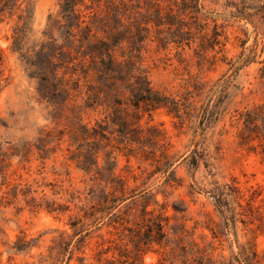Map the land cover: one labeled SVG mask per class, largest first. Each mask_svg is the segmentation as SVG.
<instances>
[{"label":"trees","instance_id":"1","mask_svg":"<svg viewBox=\"0 0 264 264\" xmlns=\"http://www.w3.org/2000/svg\"><path fill=\"white\" fill-rule=\"evenodd\" d=\"M201 2L58 0L57 10L47 15L44 39L23 50L22 41L33 17V0H0V23L13 22L11 50L18 54L23 70L35 82L36 98L45 105L47 118L54 124L40 129L31 146L42 160L65 144L66 160L87 176L83 190L46 184L53 194L65 196L73 206V215L68 218L71 234L62 232L54 237L39 264H142L141 255L155 245L161 249L170 246L166 258L180 257L182 264H264L257 259L250 242L237 246L227 259L212 261L207 254L210 244L196 242L193 230L181 223L183 210L173 207L174 213L167 215V204L155 200L158 193L166 197L170 194L166 188H176L181 182L169 170L173 164L164 133L155 126H141L142 116L163 109L175 120L173 126L177 130L186 126L193 136L202 135L220 115L219 107L226 96L223 89L209 86L201 77L225 63L227 42L224 27L216 22L212 12L204 11ZM223 6L235 9L231 16L249 22L256 37L264 34V0L226 1ZM245 43L246 40L241 42L242 49ZM254 51L251 47L245 56L241 51L238 59L243 60V65L248 64ZM163 52L172 54L164 60L175 59L174 70H180L179 82L171 94L152 86L150 67L144 63L146 56ZM237 62L227 61V71L237 72L242 66L236 67ZM3 63L0 48V91L7 80ZM260 63L257 78L259 88L264 89V59ZM90 115L98 117L93 122L85 121ZM235 125L239 145L250 151L259 148L264 154V104L237 113ZM30 150L27 148L26 153ZM119 156L127 162L130 158L148 162L154 168L137 175L129 172L133 181L143 174L150 179L159 173L164 177L162 184L154 193L144 186L145 182L128 186L129 178L116 172ZM34 184L41 186L37 181ZM32 186L16 183L11 194L14 198L20 194L25 200ZM189 193L193 195L194 190ZM141 197L142 208L132 211L131 204ZM212 198L221 218L227 220L224 192ZM150 200L156 208L147 210ZM31 202L33 207L45 203L49 213L70 210L69 205H58L54 200ZM122 204L124 210L119 209ZM87 227L107 229V235L99 236L95 242L90 257L77 255L87 236L81 234ZM214 227L220 230L216 224ZM78 236L81 237L75 239ZM17 242L24 249L30 245L21 238Z\"/></svg>","mask_w":264,"mask_h":264},{"label":"rangeland","instance_id":"2","mask_svg":"<svg viewBox=\"0 0 264 264\" xmlns=\"http://www.w3.org/2000/svg\"><path fill=\"white\" fill-rule=\"evenodd\" d=\"M226 1L237 0L201 2L204 11L212 12L216 22L224 27L227 37L225 63L201 74L209 86L217 85L226 94L219 107L221 113L218 118L207 126L202 135L195 136L186 126L177 130L173 126L175 120L163 109L143 115L140 125L155 126L164 133L165 141L169 143L167 154L172 157L173 164L169 170L174 171L175 177L181 182L176 188L167 187L166 191L170 194L166 197L160 193L155 196L159 204H167L166 214L172 215L173 207L183 210L180 213L184 216L181 223L186 229L193 230L196 242L210 244L207 254L212 261L227 259L231 251H237V246L250 242L257 259L264 263V154L259 148L250 151L247 146H240L235 125L237 113L264 104V89L259 88L257 78L262 66L260 61L264 59V34L256 37L249 22L231 16L230 13L235 12V9H226L223 6ZM57 2L33 0V17L22 41L23 50L44 39L47 15L57 10ZM12 27V21L0 23V48L4 53L2 65L7 78L0 91V264H39V259L47 255L54 237L62 232L71 234L68 218L73 215V206L66 201L65 196L53 194L46 184L57 183L64 190H83L87 176L66 160L65 144L62 143L59 151L42 160L31 146L40 129L54 124L47 118L45 105L36 98L35 82L23 70L18 54L11 50L14 41ZM243 40L246 43L242 49L240 44ZM251 47L255 48L251 55L253 59L243 65V60L238 57L241 51L245 56ZM170 57L172 54L168 52L150 54L144 62L150 67L149 80L152 86L159 91H166V94L174 93L180 78V70H174L177 61L164 60ZM227 61H238L235 66H242L237 72L227 71ZM97 117L90 115L84 120L93 122ZM27 148L31 150L26 153ZM117 162L116 172L129 178L127 185L130 187L145 182L144 186L154 193L164 180L162 174L156 173L150 179L146 178L147 174H143L140 179L133 181L129 172L137 175L141 171L149 173L154 168L150 163H142L135 158L127 162L119 156ZM2 175L5 176L4 180ZM35 181L41 186L37 187ZM16 183L33 184L25 200L20 194L15 198L12 196L11 188ZM191 190H194L193 195L189 193ZM220 191L224 192L227 200V207H223L227 220L221 218L212 198ZM32 199L35 203H40L41 199L48 202L54 200L58 205H69L70 210L66 213H49L45 210V203L33 207ZM142 201L141 197L131 204L132 211H139ZM125 208L123 204L119 206L120 210ZM153 208L156 205L150 200L146 209ZM230 216L233 218L230 219ZM224 223H227L225 227ZM106 230L87 227L81 234L83 236L86 233L87 236L77 255L90 257L99 236L107 235ZM20 238L30 244L26 249L17 242ZM169 248L161 249L155 245L141 255L140 261L142 264H182L180 257L175 260L166 258ZM42 264H49V261Z\"/></svg>","mask_w":264,"mask_h":264}]
</instances>
